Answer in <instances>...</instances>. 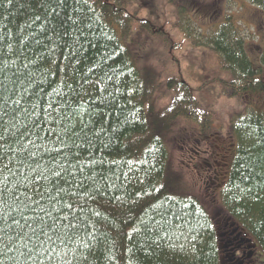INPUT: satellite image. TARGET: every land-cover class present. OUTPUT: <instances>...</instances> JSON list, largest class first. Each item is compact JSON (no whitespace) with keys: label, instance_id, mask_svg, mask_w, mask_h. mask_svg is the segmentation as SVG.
Returning a JSON list of instances; mask_svg holds the SVG:
<instances>
[{"label":"trees","instance_id":"trees-1","mask_svg":"<svg viewBox=\"0 0 264 264\" xmlns=\"http://www.w3.org/2000/svg\"><path fill=\"white\" fill-rule=\"evenodd\" d=\"M135 1L87 0L86 4H77L68 0L67 6L57 7L52 0H13L11 4L3 0L0 6V80L9 86L15 81L16 86L8 101L9 109L17 107L13 100H19V107L29 112L35 106L31 118L23 111L17 112L14 120L5 118L7 136L14 137L17 129L24 131L25 126L31 128L33 120L39 119L38 131L44 139L35 135L30 139L42 145L33 158L41 165L47 160L45 149L67 151L58 138L79 145L71 149L78 159L69 156L64 161L72 175L66 177L68 183L59 181L64 189L60 193L63 203L56 204L51 217H45L52 229L44 231L53 236V241L41 236L45 242L34 248L36 238L26 227L24 232L31 239L16 240L9 248L0 246L4 264H221L220 224L209 209L217 206L225 215L221 224L226 219L235 223L255 243L259 262L264 263V110L248 108L250 112L233 117L227 132L230 161L220 165L227 167L220 171V187L209 190L212 202L205 203L203 191L193 193L181 187L172 192V183L166 178V134L177 120L196 126L202 134L208 133L213 114L179 74L162 82L161 72L145 69V65L139 70L135 67L133 57L142 46L139 38H158L166 50L178 46L166 29L168 24L165 28L158 26L130 9ZM142 1L139 5H145V9L152 2ZM247 1L264 10V0ZM185 3L198 10L197 5L205 1L176 3L178 32L186 30L190 21L186 19ZM220 14L221 7L216 6L208 16ZM192 35L187 33V37ZM240 36L233 20L227 17L202 41L220 56L221 69L229 75L227 81L218 80L223 94L238 100L264 93V52L260 66L254 68ZM165 91L172 97L159 111L156 100ZM49 104L66 112L67 119L59 125L46 122ZM49 128L53 129L51 136ZM65 128L80 134L69 140L72 133L65 132ZM22 142L32 148L28 139ZM12 159L5 149L0 169L7 165L14 175L0 171V182L8 177L9 192L24 193L32 200L40 199L41 193L45 198L49 192L56 195L53 177L39 179L28 166L32 161L10 164ZM25 176L31 178L30 184ZM83 177L90 178L83 179L80 186ZM25 203V196L13 202L9 195L0 215L8 223L10 217H15L23 224L21 213L33 216L24 208ZM66 203L73 207H64ZM42 206L51 210L50 202ZM65 215L67 220L53 224V218ZM69 222L73 227L67 226ZM33 227L39 233L44 225ZM9 234L15 235L11 230Z\"/></svg>","mask_w":264,"mask_h":264},{"label":"rangeland","instance_id":"rangeland-1","mask_svg":"<svg viewBox=\"0 0 264 264\" xmlns=\"http://www.w3.org/2000/svg\"><path fill=\"white\" fill-rule=\"evenodd\" d=\"M179 1L152 0L151 4L147 5V9L145 5H139V0L130 5V9L139 17H147L164 28L168 24L166 29L178 42L175 49L166 50L158 38L154 40L139 38L142 46L136 50L137 57H133L134 65L138 70L145 65V69L153 68L158 73L161 72L162 82L179 74L180 78L194 89L197 100L212 112L209 134L200 133L196 126L184 120H177L166 134L170 174H167L166 178L172 183L171 191L177 192L176 189L181 187L193 193L203 190V199L209 204L212 202L209 190L214 185L213 180L215 177L221 178L220 165L224 164V161H230L227 132L231 129L232 119L243 115L248 108H253V111L264 110L261 109L264 106V93L258 96L247 95L240 100L238 97L227 98L218 80L227 81L229 75L221 69L220 56L203 45L202 41L216 31L227 17H230L244 40L247 57L253 67L258 68L260 55L264 52V10L247 0H221V2L204 0L203 5L201 3L197 5L198 10L190 9L188 3H185L184 6L188 9L186 19L190 20L187 21L190 26L187 24L186 30L178 32L175 24L180 20L176 15V3ZM142 2L146 3L147 0ZM216 6L221 7L220 16H208ZM188 32L197 37L193 35L192 38L187 37ZM171 97L172 94L167 91L162 96H158L156 108L159 111L166 108ZM221 169L225 171L227 167L222 166ZM214 171L217 172L216 176ZM209 209L211 216L213 215L221 226V219L225 217L222 209L219 206Z\"/></svg>","mask_w":264,"mask_h":264},{"label":"snow or ice","instance_id":"snow-or-ice-1","mask_svg":"<svg viewBox=\"0 0 264 264\" xmlns=\"http://www.w3.org/2000/svg\"><path fill=\"white\" fill-rule=\"evenodd\" d=\"M9 4L13 2V0H7ZM56 4L57 7L60 5L67 6L68 0H52ZM3 0H0V6H2ZM75 3H87V0H75ZM54 11V10H53ZM39 19V17H36ZM47 19V15L45 16ZM67 34V29H65V35ZM67 43V42H66ZM76 42L73 41V45ZM16 86L15 81H13V85L9 86L4 82V80H0V159H3V156L5 155V149L7 152L12 154L13 159L10 160L11 163L24 165L28 161H32V163H29V168L33 173H36L37 178L48 180L49 177H53L54 181L52 183V190L56 192V195H51V192H49V195L47 198L44 197L43 193H41V198L37 200H32L31 197H27L26 194L21 193L17 194L16 192H9L7 188V181L8 177H4L3 182H0V212H2V209L4 206L7 205V200L9 195L12 196L13 202H16L20 200L21 196H25L27 203L24 204V208L27 209V211L33 213V216L31 218L26 217L21 213V218L24 220V223L21 224L19 220H17L15 217H10L11 223H8V221L4 218L3 215H0V246L3 248H9L10 245L14 244L16 240L19 239H31V237H35L37 241V245H34V248L38 245H42L45 241L41 240V236L46 238V241L51 242L53 241V236L49 235L48 232L44 231V228L52 229L51 225L47 224V221L45 220V217H51L52 211L55 210L56 204L63 203V196L60 195L61 192L64 191V189L60 186L59 181H64L65 183H68L66 177L71 176L72 173L69 171L68 167L65 166L64 161L68 160L69 156H72L73 159H78V154H73L71 149L72 147L79 148V145H75L74 141L72 145H69L65 143L63 139L58 138L59 143L63 145L64 149H67V151H62L61 149H53L48 150L45 149V153L47 154V160L44 165L40 164V161L34 160L37 156V154L40 151V148L42 145H37L34 140H31L30 137L32 135H35L37 139L43 140L44 137L40 135V132L38 131L39 125L41 121L39 119L33 120L31 128H28L25 126L24 131H20L17 129V132L14 137H8L7 131H8V120L5 118L8 117L9 119L14 120L16 118V113L19 111H23L26 114V117L31 118L35 114V106L33 107V111L29 112L28 109H21L19 107L20 101L19 100H13L12 103L17 105V107H13L9 109L8 101L11 99V96L15 94ZM64 105L67 107H70V105H67L66 101H61ZM67 119V113L62 112L60 109L53 107L52 104H49V109L46 110V122L54 123L59 125L63 121ZM86 127V125H85ZM42 131V130H41ZM47 132L49 133V136H51V133L53 132L52 128L47 129ZM65 132H71L72 135H69V140L73 139L74 135H79L80 133H75L73 129L71 128H65ZM84 132V129H81V133ZM86 138V133H84ZM24 139H28V144L32 145V148H29L26 144H24L22 141ZM11 141V143H9ZM16 144L18 147L13 148L11 145ZM32 149H35L33 151ZM53 152H55V155H53ZM18 157V159H17ZM62 157V159L60 158ZM40 159H44V156L41 155ZM33 164L35 166H33ZM70 164V161H69ZM71 167H75V165H71ZM59 168V171L56 169ZM7 170L10 175H14L11 168H9L7 165L4 166V169H0V171ZM90 177H83L80 180V186H83V179H88ZM25 181L30 184L31 178L25 176ZM75 179V177H73ZM45 202L51 203V210L46 209L42 205ZM64 207L71 209L73 207L72 203H66L64 204ZM63 211V209H61ZM43 214V215H42ZM99 215V213H96ZM63 220H67V216H57L53 218V224L57 222H62ZM34 224H42L44 225L43 228H40L39 233L37 232L36 228L33 227ZM68 227H73V225L69 222L67 225ZM31 229V237L28 236L27 233L24 232L25 228ZM9 230L15 233V235H10ZM54 232V230H53ZM7 237V240L5 239ZM3 253L0 252V255ZM31 255V253H29ZM49 260H51V257H49ZM0 264H4L3 260H0Z\"/></svg>","mask_w":264,"mask_h":264},{"label":"flooded vegetation","instance_id":"flooded-vegetation-1","mask_svg":"<svg viewBox=\"0 0 264 264\" xmlns=\"http://www.w3.org/2000/svg\"><path fill=\"white\" fill-rule=\"evenodd\" d=\"M223 165V163H222ZM219 171H222L220 168ZM215 172V176L217 172ZM222 175V173L220 174ZM223 178V176H222ZM215 177L218 185L210 187V190L215 187H220L222 183ZM206 182V180H205ZM203 190H201L202 192ZM220 232L218 234V241L221 248V264H264L259 262V256L257 254L256 245L250 239V237L244 233L235 223L226 219L221 226H219Z\"/></svg>","mask_w":264,"mask_h":264}]
</instances>
